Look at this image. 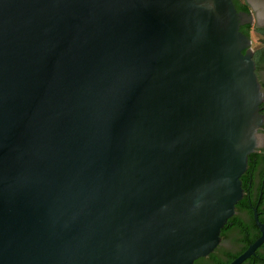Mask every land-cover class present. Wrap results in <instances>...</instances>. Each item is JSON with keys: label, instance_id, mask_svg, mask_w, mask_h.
<instances>
[{"label": "water", "instance_id": "obj_1", "mask_svg": "<svg viewBox=\"0 0 264 264\" xmlns=\"http://www.w3.org/2000/svg\"><path fill=\"white\" fill-rule=\"evenodd\" d=\"M247 24L233 0H0V264L213 253L264 123Z\"/></svg>", "mask_w": 264, "mask_h": 264}, {"label": "flooded vegetation", "instance_id": "obj_2", "mask_svg": "<svg viewBox=\"0 0 264 264\" xmlns=\"http://www.w3.org/2000/svg\"><path fill=\"white\" fill-rule=\"evenodd\" d=\"M245 1L252 7L249 0ZM257 76L259 80L264 82V70L259 72ZM263 105L264 103L261 114L264 112ZM257 141L258 147L253 152L255 153L252 160L253 170L248 178L244 177L243 181V183H247L249 192L247 196L244 193L242 202L238 204L235 210L234 219L222 231L220 245L215 249L216 256L220 259L227 258L229 254L240 252L253 238L254 241L251 245L262 236V229L259 224L264 226V123L259 129ZM210 258L207 256L199 259L197 263L214 264V260ZM243 264H264V243Z\"/></svg>", "mask_w": 264, "mask_h": 264}, {"label": "trees", "instance_id": "obj_3", "mask_svg": "<svg viewBox=\"0 0 264 264\" xmlns=\"http://www.w3.org/2000/svg\"><path fill=\"white\" fill-rule=\"evenodd\" d=\"M233 3H234V5H235V8H236L237 12L251 14V7H250V5H249L245 0H233ZM251 29H253L252 25H251V24H247V25L242 26L240 30H241V32H242L243 34H245L248 38H251ZM256 31L258 32V34H259L260 37L262 38V41H263V44H264V26H263V27H259V28H257ZM254 61H255V63H256V73H257V75H258L259 72H261L262 70H264V46L261 47V48H258V49L255 51V53H254ZM259 81H260V83H261V85H262V87H263V89H264V82H262L261 80H259ZM263 106H264V105H263ZM262 113H263V115H264V112H262ZM254 157H255V153H252V154L249 155V158H248V169H247V171L244 173V175H243L242 178H241V181H242V187H243V190H244L245 196H247V194H248L249 191H248V185H247V183H246V182L243 183V181H244V177L248 178V177L251 175V172H252V170H253L252 160H253ZM242 200H243V199H241V200L239 201L238 204H240V203L242 202ZM238 204L236 205V209H237ZM233 219H234V217L231 218V219L228 221V223H227V225L224 227V229L227 228L228 224H229ZM224 229H223V230H224ZM223 230H222V231H223ZM221 233H222V232H221ZM253 241H254V238H253L251 241H249V243H248L244 248H242V250H241L240 252H238V253H236V254H229V255H227V258H225V259H220V258H218V257L216 256V251H214L213 253H211V254L209 255V258L211 257L212 259H211V258H210V259H211V260H214V262H213L214 264H230V263H232L236 258H238L242 253H244V252L247 250V248L251 245V243H253ZM205 258H206V257H205ZM201 259H202V258H201ZM197 262H198V260L195 261L194 264H198Z\"/></svg>", "mask_w": 264, "mask_h": 264}, {"label": "rangeland", "instance_id": "obj_4", "mask_svg": "<svg viewBox=\"0 0 264 264\" xmlns=\"http://www.w3.org/2000/svg\"><path fill=\"white\" fill-rule=\"evenodd\" d=\"M251 4L252 27L251 29V48L256 51L264 46L262 38L256 31L257 28L264 26V0H249Z\"/></svg>", "mask_w": 264, "mask_h": 264}]
</instances>
